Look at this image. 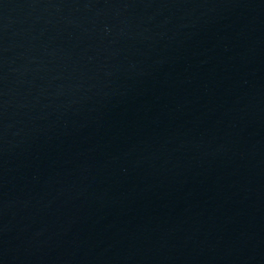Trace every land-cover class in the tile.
<instances>
[{"label": "water", "instance_id": "95a60500", "mask_svg": "<svg viewBox=\"0 0 264 264\" xmlns=\"http://www.w3.org/2000/svg\"><path fill=\"white\" fill-rule=\"evenodd\" d=\"M0 264H264V0H0Z\"/></svg>", "mask_w": 264, "mask_h": 264}]
</instances>
